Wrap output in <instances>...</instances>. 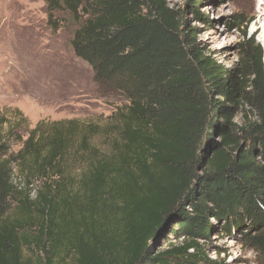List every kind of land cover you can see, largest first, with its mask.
Returning a JSON list of instances; mask_svg holds the SVG:
<instances>
[{"label":"trees","instance_id":"16d2710c","mask_svg":"<svg viewBox=\"0 0 264 264\" xmlns=\"http://www.w3.org/2000/svg\"><path fill=\"white\" fill-rule=\"evenodd\" d=\"M46 1L49 20L62 11L76 24L72 50L96 84L127 105L103 153L90 146L98 125L28 129L19 111L13 123L0 111V264H220L197 243L211 220L264 261L261 47L248 40L227 70L199 50L187 10L166 0ZM198 2L188 0L196 18ZM170 236L181 244L156 250Z\"/></svg>","mask_w":264,"mask_h":264},{"label":"rangeland","instance_id":"374dc122","mask_svg":"<svg viewBox=\"0 0 264 264\" xmlns=\"http://www.w3.org/2000/svg\"><path fill=\"white\" fill-rule=\"evenodd\" d=\"M166 4L171 9L187 10V23L196 34L199 50L227 70L238 67L241 46L254 39L263 51L264 71V33L252 32L258 11H264V0H199L195 3L198 18L189 10L188 0H166ZM235 17L243 18L240 26ZM75 29L76 24L62 11H55L49 20L46 0H0V111L12 123L19 111L28 129L38 123L46 127L68 120L98 125L90 146L108 152L117 137L113 126L109 127L111 117L127 101L97 85L92 69L74 54L71 40ZM241 114L234 118L238 124L242 123ZM248 119L254 118L248 114ZM21 129L23 133L25 128ZM23 136L25 139L26 134ZM19 147L14 145L13 151ZM83 161L77 158L68 167L74 177L82 171ZM13 183L24 185L15 167ZM211 223L208 238L197 240L209 259L220 264H264L263 256L244 244L238 233L222 236L215 221ZM177 229L173 227V231ZM182 239L166 237L156 250L178 246Z\"/></svg>","mask_w":264,"mask_h":264},{"label":"bare ground","instance_id":"6f19581e","mask_svg":"<svg viewBox=\"0 0 264 264\" xmlns=\"http://www.w3.org/2000/svg\"><path fill=\"white\" fill-rule=\"evenodd\" d=\"M259 31L264 33V11H262V10L258 11V16L253 23L252 32L257 33Z\"/></svg>","mask_w":264,"mask_h":264},{"label":"water","instance_id":"95a60500","mask_svg":"<svg viewBox=\"0 0 264 264\" xmlns=\"http://www.w3.org/2000/svg\"><path fill=\"white\" fill-rule=\"evenodd\" d=\"M175 213H170L167 215V217L164 219L163 225L162 226H167L170 224L174 219H175Z\"/></svg>","mask_w":264,"mask_h":264}]
</instances>
